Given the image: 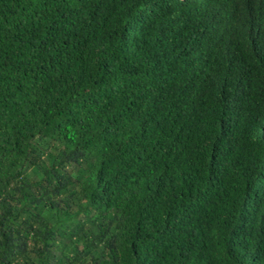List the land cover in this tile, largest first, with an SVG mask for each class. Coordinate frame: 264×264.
Listing matches in <instances>:
<instances>
[{"label":"trees","instance_id":"1","mask_svg":"<svg viewBox=\"0 0 264 264\" xmlns=\"http://www.w3.org/2000/svg\"><path fill=\"white\" fill-rule=\"evenodd\" d=\"M0 264H264V0H0Z\"/></svg>","mask_w":264,"mask_h":264}]
</instances>
